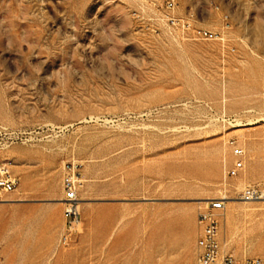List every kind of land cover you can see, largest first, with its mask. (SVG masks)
<instances>
[{
	"label": "rangeland",
	"instance_id": "1",
	"mask_svg": "<svg viewBox=\"0 0 264 264\" xmlns=\"http://www.w3.org/2000/svg\"><path fill=\"white\" fill-rule=\"evenodd\" d=\"M169 1L0 0V177L17 182L0 264H197L198 214L223 198V252L264 260V200H239L264 190V0ZM229 140L246 169L224 182ZM72 172L82 224L61 248Z\"/></svg>",
	"mask_w": 264,
	"mask_h": 264
},
{
	"label": "built area",
	"instance_id": "2",
	"mask_svg": "<svg viewBox=\"0 0 264 264\" xmlns=\"http://www.w3.org/2000/svg\"><path fill=\"white\" fill-rule=\"evenodd\" d=\"M174 0L167 3L168 10L175 9ZM172 25H176V19L170 20ZM186 32H192L195 39L224 42V39L217 33L192 29L191 24H183ZM229 152L232 156V163L223 165L224 182L240 178L246 169V151L235 140H229L227 143ZM0 177V202L7 194L14 192L16 188V180L13 179L9 170L4 166L1 170ZM81 187L80 180L72 172L69 173L63 182L62 205L64 206L63 216L65 226L60 234L58 245L61 248L69 247L81 228V211L80 201L78 199L79 189ZM239 200L244 203H253L264 200V190L259 185H247L239 194ZM229 200L223 198L219 200H211L207 207L201 210L197 218V227L200 233L202 250L197 258V264H236L234 258L223 252L219 241L220 219L219 213L223 212ZM245 264H264L262 259L247 260Z\"/></svg>",
	"mask_w": 264,
	"mask_h": 264
},
{
	"label": "crops",
	"instance_id": "3",
	"mask_svg": "<svg viewBox=\"0 0 264 264\" xmlns=\"http://www.w3.org/2000/svg\"><path fill=\"white\" fill-rule=\"evenodd\" d=\"M57 206H55V208H53L54 214H55V218L62 223L64 221V216H63V208H62V204H56Z\"/></svg>",
	"mask_w": 264,
	"mask_h": 264
},
{
	"label": "bare ground",
	"instance_id": "4",
	"mask_svg": "<svg viewBox=\"0 0 264 264\" xmlns=\"http://www.w3.org/2000/svg\"><path fill=\"white\" fill-rule=\"evenodd\" d=\"M240 126H241V124H240ZM225 199H227V198H225ZM209 201H211V200H209ZM204 204H208V202L207 203H204Z\"/></svg>",
	"mask_w": 264,
	"mask_h": 264
}]
</instances>
